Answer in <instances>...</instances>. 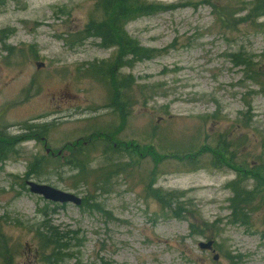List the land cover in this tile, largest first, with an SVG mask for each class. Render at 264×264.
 I'll return each instance as SVG.
<instances>
[{"label": "rangeland", "instance_id": "obj_1", "mask_svg": "<svg viewBox=\"0 0 264 264\" xmlns=\"http://www.w3.org/2000/svg\"><path fill=\"white\" fill-rule=\"evenodd\" d=\"M144 1L173 8L125 27L156 57L115 68L116 47L78 39L96 0H0V264H55L41 253L43 225L69 237L56 264H264V206L231 221L225 186L236 172L210 150L222 143L233 160L264 162V10ZM99 131L122 147L90 148L89 173L76 178L67 143ZM27 181L81 205L47 202ZM171 192L178 205L158 200Z\"/></svg>", "mask_w": 264, "mask_h": 264}, {"label": "trees", "instance_id": "obj_2", "mask_svg": "<svg viewBox=\"0 0 264 264\" xmlns=\"http://www.w3.org/2000/svg\"><path fill=\"white\" fill-rule=\"evenodd\" d=\"M172 9V7L168 8L160 4H149L144 0H96L95 11L97 15L89 20L88 24L80 32L81 34L79 33L78 39L79 41H86L89 39L98 40V45L101 48L116 47L118 49V58L116 62H114L115 68L130 67L133 63L142 60H150L156 56L154 57L155 51L140 47L139 44L126 33V25L137 18L163 13ZM254 9L256 11H263L264 0H254ZM115 63L119 64V66L116 67ZM108 67L110 70L113 69V67ZM96 71L101 72L100 70ZM120 87L121 84H116L111 89L113 91V96L111 95V97H113L114 102H116V108L117 101L119 100ZM45 130L46 129L43 127L41 131L43 132ZM224 146L225 147L222 146V143L218 146L216 144L215 148H210V150L214 152L212 155L216 163L219 165H224L223 163H225L228 166H232L236 172L235 180H232L225 186L231 193V197L228 200V209L230 210L229 217L233 223H248L250 218L249 209L252 210L256 208V210L261 211V208L264 206V162L252 160V163L249 164L246 159L241 161H239V159L233 160L231 155L232 150L230 151L229 145L224 144ZM217 149H220L222 152L219 150V153L216 154L215 151H217ZM143 150L145 149L141 148V146L138 149L140 153H142ZM146 150V155L150 156L153 161L156 158L159 160L163 159L162 156H157L153 150L152 152L150 149L148 150L147 146ZM6 151H8V149L0 147V157L2 153L4 154ZM89 156V150H81L77 152V155L71 156L69 159L70 162H73L77 171H80L79 175L76 172V178H82V173H89L87 171L89 162H91ZM173 156L174 155H171L169 157L172 158ZM169 157L168 155H164V158ZM176 159L180 161L188 158L183 156ZM211 165H213V163H211ZM33 167L35 169L39 168L34 165ZM104 167L105 165L101 167V169ZM245 180L252 181L251 190H247ZM25 185L26 184L23 186L24 189L27 188ZM160 192L159 190L152 191L153 195H158ZM181 197L182 193L178 194L177 192H171L159 195L158 200L162 204L167 202L178 205ZM84 201L86 200L84 199ZM254 203L256 206L252 207ZM93 207L98 209L96 205ZM43 229H45V232L39 231L37 233L41 253L50 250V257L46 259H52L56 264L57 261H61L67 256V254L63 253V250L67 248H63L66 246L64 241L67 242L69 237L67 234L58 233L56 229L49 225L47 227L43 225Z\"/></svg>", "mask_w": 264, "mask_h": 264}, {"label": "water", "instance_id": "obj_3", "mask_svg": "<svg viewBox=\"0 0 264 264\" xmlns=\"http://www.w3.org/2000/svg\"><path fill=\"white\" fill-rule=\"evenodd\" d=\"M26 186L28 187L29 193L37 195L43 200L53 204L63 205L71 203L75 206H79L81 204L80 198H77L72 194L54 189L48 185L27 181ZM198 248L200 250H209L212 248V242L199 243ZM214 259L216 258L214 257Z\"/></svg>", "mask_w": 264, "mask_h": 264}, {"label": "flooded vegetation", "instance_id": "obj_4", "mask_svg": "<svg viewBox=\"0 0 264 264\" xmlns=\"http://www.w3.org/2000/svg\"><path fill=\"white\" fill-rule=\"evenodd\" d=\"M111 111L113 112L114 109L111 110ZM116 112H117L118 117H121L124 114V106H123L122 103H120V102L117 103ZM114 132L115 131H113V132L111 131V133L102 132V131H99L98 133L92 132L94 136H96V135H100V136H97V137H94V138H92L91 135L88 136V137L81 136V137L75 139L74 141L67 143L66 147L69 148L68 150L71 151V153L73 151L72 156L77 155V152L81 151V150H90V148H95L97 146L108 147L110 145V143L113 145L114 148H120L122 146L118 147L116 145V143L113 141V138L111 136V135H113ZM124 146L125 145H123V147ZM57 155L60 157L61 153L58 152Z\"/></svg>", "mask_w": 264, "mask_h": 264}]
</instances>
